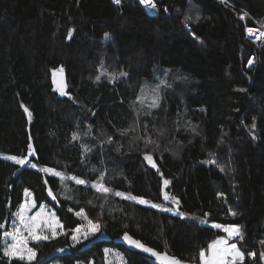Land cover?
I'll use <instances>...</instances> for the list:
<instances>
[{
	"label": "trees",
	"instance_id": "trees-1",
	"mask_svg": "<svg viewBox=\"0 0 264 264\" xmlns=\"http://www.w3.org/2000/svg\"><path fill=\"white\" fill-rule=\"evenodd\" d=\"M153 2L150 13L139 0H0V238L26 189L65 230L30 244L34 262L0 249V264L54 253L59 264H106L105 247L126 264H154L125 233L190 264L226 238L244 253L237 264H264V42L245 32L264 30V0ZM162 68L151 107L137 97ZM125 194L173 197L182 214ZM81 209L104 239L73 247ZM230 225L241 235L229 237Z\"/></svg>",
	"mask_w": 264,
	"mask_h": 264
},
{
	"label": "snow or ice",
	"instance_id": "snow-or-ice-1",
	"mask_svg": "<svg viewBox=\"0 0 264 264\" xmlns=\"http://www.w3.org/2000/svg\"><path fill=\"white\" fill-rule=\"evenodd\" d=\"M140 3L144 4L146 7H149L150 9H155L156 5L152 2V0H139ZM115 3L119 4L120 0H115ZM248 15L247 12H244L240 15V19L243 20L246 16ZM247 31L249 34L254 33V29L249 27L247 28ZM261 36H264V32L260 33ZM252 61L249 60V64H251ZM62 71V69H61ZM122 75H126V73H122ZM99 76L96 77L97 80H99ZM243 90V89H242ZM138 100H141L143 102L142 97H137ZM153 102L150 105L151 107H156L158 106L159 98L158 96L153 97ZM25 111H28L25 109ZM29 117H31V113H29ZM255 120V118H253ZM253 128H255V124L253 123L252 125ZM76 135H73V139H76ZM151 143H155L154 141H149ZM32 146L29 145V150L31 151ZM10 159L14 160L17 164L24 165L27 157L20 158V157H9ZM146 159L151 163L152 162V157L146 156ZM35 167V165H33ZM46 172H51L54 175L60 176L61 174L59 172H55L53 169H43ZM73 179L76 180L77 184H84L85 181L82 179H78L73 177ZM165 184H168V181H164ZM94 187L98 188V191L102 192H109L110 189L106 188L103 186V184L100 185H94ZM25 195L30 196L31 193L28 192V190H25ZM117 196H121L123 194L117 192ZM129 199H136L135 197H128ZM167 199V196L165 197ZM140 203H148L147 201L141 199ZM153 207H160V205H153ZM24 211H27L25 209ZM24 211H20L17 213V216L20 218V224L23 226L24 229H26L29 233V236L31 239L35 241H40V240H47L49 239L48 236L46 235H39L36 231V229L41 227V224L37 222L38 217H32L30 222L25 221V216H24ZM77 215H84L83 209H81L80 212L76 213ZM232 215H237V213L233 212ZM86 218V216H85ZM45 227H48L51 229L52 235H56V227H62L56 222L55 225H53L51 222H47L44 225ZM100 225L98 223L93 224L91 220L88 221V228L87 230L83 229V226H78L76 229L72 230V239L73 241L79 243L81 238L83 239H88L89 236L95 235L96 232L99 231ZM225 231L228 232L229 237L232 236H239L241 235L239 226H229L228 228L225 229ZM6 236H11L13 243L12 244H7L4 248V255L8 257H17L20 260H27L29 262L35 260L36 258V252L33 248L27 247L26 239L22 236L20 228L17 227L13 233H5ZM124 239L129 242L130 245L139 248L153 257H155L158 261H160V264H181V262L175 258V257H169L168 254L165 253H160L155 251L154 249L146 247L143 243H141L138 240L132 239L130 236H128L127 233H125ZM262 244H264V241H261ZM209 247L212 249V257L209 260L205 261V264H235L237 260H243L244 259V253L237 248L236 244H228L227 241L223 238H220L216 241H213ZM60 251H63V249H60ZM200 258L203 260L205 253L203 250L199 253ZM250 256L255 257V253H249ZM262 258H264V253L260 254ZM231 257V259H228Z\"/></svg>",
	"mask_w": 264,
	"mask_h": 264
},
{
	"label": "rangeland",
	"instance_id": "rangeland-1",
	"mask_svg": "<svg viewBox=\"0 0 264 264\" xmlns=\"http://www.w3.org/2000/svg\"><path fill=\"white\" fill-rule=\"evenodd\" d=\"M154 10H152L151 12H153ZM255 31H259L261 29H259L258 27H252ZM264 31V30H263ZM262 30L259 31L260 33L263 32ZM259 33V38L261 37L260 41L263 39V36H261ZM252 61V59H250ZM162 72L159 73L158 75L155 76L156 79H154V81L152 82H143V86L141 87L140 91H139V97L143 98V102L151 105L153 102V97L158 96L159 98V87L162 83L165 82V76H166V69L162 68L161 69ZM61 72V69L56 70L53 72V76H55L57 73ZM64 88H60L58 89L60 93H64ZM2 156L4 157H9L6 154H2ZM35 165V167H39V164L37 163H31V166ZM46 168V167H45ZM50 169V168H47ZM51 173V172H50ZM60 177H63L62 175H60ZM62 181H64L62 179ZM30 192V191H28ZM31 193V192H30ZM127 197L131 196V197H135L136 200L140 201L141 199L145 200V198H141V197H136L132 194H125ZM166 197V195H165ZM148 201V203H144V204H148V205H159L160 203H153L151 204V201L149 202V200H145ZM166 203L167 205H161L158 208H162L165 210H169V211H173L179 214H182L178 208V201L173 198V197H167L166 199ZM34 200H33V196L32 193L30 196H26L25 192H24V199L23 202L21 203V205L18 207V209L15 211V213L12 215L9 223H8V227L5 231L2 232L1 238H0V249L2 250V252L4 253V248L7 244H12L13 240L11 236H6L5 233H13L14 230L19 227L22 236L26 239V243H27V247L32 248L31 247V243L35 242V240L31 239L29 236V233L26 229L23 228V226L20 224V218L19 216H17V213L20 211H24L25 209H27V211H24V216H25V221L26 222H30L32 217H38L37 222L41 224V227L36 229L37 233L39 235H46L49 237V239H53L55 237H58L59 235L63 234L65 232V230L63 229V227H56V235H52L51 229L48 227H45V223L47 222H51L53 225L56 224V222H58V224L60 226H62V223L59 221L57 215L55 214V211L52 207L42 204L40 207H38L37 209H34ZM169 205V206H168ZM167 206V207H166ZM80 212V211H78ZM78 212H75L78 213ZM76 216L80 219V224L78 226H83L84 230H87L88 228V219L85 218V215H77ZM94 224V223H93ZM78 226H76L74 229H76ZM230 226H234V225H230ZM229 227V226H228ZM226 227V228H228ZM225 228V229H226ZM72 229V230H74ZM100 236L99 231L95 233V235H91L88 237V239H83L81 238L80 242L77 243L75 241H73L72 239V231H71V243L73 247H77L78 245H82V244H86L89 241H91L94 238H98ZM47 239V240H49ZM36 252V250H35ZM104 253H105V263L106 264H126V259L123 255V253L121 251H119L118 249L114 248V247H105L104 248ZM9 258H17V257H9ZM231 259V258H229ZM36 260V258H35ZM35 260L31 261L34 262ZM26 262H29L27 260H23ZM47 264H59L57 261H50ZM76 264H84L81 262H77ZM87 264H92V262L87 263Z\"/></svg>",
	"mask_w": 264,
	"mask_h": 264
},
{
	"label": "water",
	"instance_id": "water-1",
	"mask_svg": "<svg viewBox=\"0 0 264 264\" xmlns=\"http://www.w3.org/2000/svg\"><path fill=\"white\" fill-rule=\"evenodd\" d=\"M53 82H54V85H55V87L57 88V89H60V88H63V87H65V84H66V82H65V72H59V73H57L55 76H54V78H53ZM26 163V162H25ZM25 165V164H24ZM24 165H21V167H24ZM149 165H150V167H154V168H157L156 166H155V161H154V159L152 158V162L150 163L149 162ZM104 238H97V239H95V240H92L90 243H89V245H91L92 243H94L95 241H98V240H103ZM106 240H108V241H110L111 240V238L110 237H107V238H105ZM139 241V240H138ZM113 242L114 243H119V242H121V239H119V238H116V239H114L113 240ZM141 242V241H140ZM131 250H137V251H140L142 254H144L145 256H148L152 261H153V263L154 264H160V261H158L155 257H153L152 255H150L149 253H147V252H145V251H143V250H141V249H139V248H136V247H134V246H132V245H130L129 244V242L128 241H125L124 242ZM142 243V242H141ZM146 246V245H145ZM146 247H148V246H146ZM148 248H151V249H154V248H152V247H148ZM155 250V249H154ZM155 251H157V250H155ZM157 252H160V251H157ZM160 253H165V252H160ZM167 253V252H166ZM168 254V256L169 257H174V256H172L171 254H169V253H167ZM57 255V253H54V254H51V255H49L48 257H46L45 259H43L41 262H40V264H43V263H46V262H48V261H50L54 256H56ZM176 258V257H175ZM180 262H181V264H190V263H186V262H183V261H181V260H179ZM262 261H264V258H262Z\"/></svg>",
	"mask_w": 264,
	"mask_h": 264
},
{
	"label": "built area",
	"instance_id": "built-area-1",
	"mask_svg": "<svg viewBox=\"0 0 264 264\" xmlns=\"http://www.w3.org/2000/svg\"><path fill=\"white\" fill-rule=\"evenodd\" d=\"M113 3H115V0H111ZM152 2H153V0H152ZM154 3V2H153ZM115 4H117V3H115ZM143 6L145 7V9L148 11V12H150L151 13V11L152 10H154V9H150L149 7H146L144 4H143ZM247 28H249V27H246V30H245V32H246V35L251 39V40H253L256 44H262L263 42H264V36H263V39L260 41V39H261V37L259 38V31H261V30H257V31H254V33L253 34H249L248 33V31H247ZM252 28V27H251ZM263 31V30H262ZM264 32V31H263Z\"/></svg>",
	"mask_w": 264,
	"mask_h": 264
},
{
	"label": "crops",
	"instance_id": "crops-1",
	"mask_svg": "<svg viewBox=\"0 0 264 264\" xmlns=\"http://www.w3.org/2000/svg\"><path fill=\"white\" fill-rule=\"evenodd\" d=\"M218 239H220V238H217L216 240H218ZM223 239H225L226 241H227V243L230 245V244H233V243H230V242H228V240L226 239V238H223ZM215 240V241H216ZM212 244V243H211ZM210 244V245H211ZM238 248V247H237ZM206 251V250H205ZM204 251V253H205V256H204V259L202 260L201 258H200V264H205V261L206 260H209L211 257H212V254H213V252H212V249L210 248V247H208V249H207V251L205 252ZM229 258H231V257H229ZM228 258V259H229ZM235 264H237L236 262H235Z\"/></svg>",
	"mask_w": 264,
	"mask_h": 264
},
{
	"label": "bare ground",
	"instance_id": "bare-ground-1",
	"mask_svg": "<svg viewBox=\"0 0 264 264\" xmlns=\"http://www.w3.org/2000/svg\"><path fill=\"white\" fill-rule=\"evenodd\" d=\"M62 72V71H61ZM139 97V96H138ZM146 200V199H145ZM148 202V201H147ZM150 202V201H149ZM154 203H156V202H154ZM159 203V202H158ZM161 203V202H160ZM151 204H152V202H151ZM165 204V203H164ZM156 205V204H155ZM158 205V204H157ZM160 205V204H159ZM165 206V205H164ZM167 207V206H166ZM166 211V210H165ZM168 211V210H167ZM207 251V250H206ZM205 251V252H206Z\"/></svg>",
	"mask_w": 264,
	"mask_h": 264
}]
</instances>
